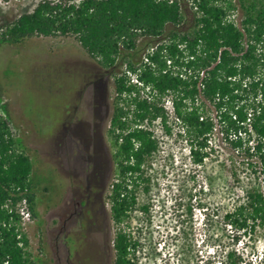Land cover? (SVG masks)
Wrapping results in <instances>:
<instances>
[{
  "label": "trees",
  "instance_id": "trees-1",
  "mask_svg": "<svg viewBox=\"0 0 264 264\" xmlns=\"http://www.w3.org/2000/svg\"><path fill=\"white\" fill-rule=\"evenodd\" d=\"M237 10L244 16L239 24ZM35 37H74L95 64L91 70L113 79L114 224L131 217L138 188L150 182L145 166L159 152L156 123L167 134L174 124L184 131L196 164L209 156L218 127L234 152L258 160L264 180V0H41L0 28L2 44L21 46ZM27 151L0 114V264H34L19 211L26 202L37 217ZM224 221L235 242L253 234L264 226V192L249 193ZM139 249L138 240L118 231L114 264H138ZM242 263L237 251L226 253L224 264Z\"/></svg>",
  "mask_w": 264,
  "mask_h": 264
},
{
  "label": "rangeland",
  "instance_id": "rangeland-1",
  "mask_svg": "<svg viewBox=\"0 0 264 264\" xmlns=\"http://www.w3.org/2000/svg\"><path fill=\"white\" fill-rule=\"evenodd\" d=\"M7 1L0 2V28L32 12L41 0ZM243 18L237 10L236 22ZM90 65L96 68L74 37H35L21 46L0 43V114L11 121L18 142L28 147L27 153L34 159L37 217L26 224L27 249L34 264H114V241L120 230L140 242L138 264H224L230 250L237 251L242 264H264V226L235 242V230L224 221L227 213L247 201L249 193L264 192L258 160L234 152L217 127L209 138V156L203 164H196L188 138L180 136L182 130L174 124L172 133L167 134L160 123L155 125L159 152L145 166L150 182L137 190L136 211L122 225L110 222L106 247L85 244L79 255L68 260L64 235L55 239L60 226L56 210L61 208L58 204L65 182L58 170L55 132L67 101L75 103L77 89L95 73L90 72ZM93 79L100 85L98 75ZM92 99L88 93L81 110L85 111ZM113 99L110 77L107 130ZM28 118L36 122L39 134L35 135ZM106 143L111 144L108 134ZM118 175L115 166L109 193L119 181ZM145 205L150 207L147 213L140 209ZM93 239L101 243L98 236Z\"/></svg>",
  "mask_w": 264,
  "mask_h": 264
},
{
  "label": "flooded vegetation",
  "instance_id": "flooded-vegetation-1",
  "mask_svg": "<svg viewBox=\"0 0 264 264\" xmlns=\"http://www.w3.org/2000/svg\"><path fill=\"white\" fill-rule=\"evenodd\" d=\"M96 75L100 77L101 88L93 79ZM109 78L96 70L90 74L86 83L77 89L75 103L67 101L60 128L55 132L58 170L65 179L58 204V209L61 208L56 210L55 218L59 219L60 226L55 239L64 235L69 261L79 255L85 244L106 247L110 232L109 185L115 162L112 146L106 143ZM88 93L93 99L84 111L81 104L82 101L87 103ZM95 236L101 243L93 239Z\"/></svg>",
  "mask_w": 264,
  "mask_h": 264
},
{
  "label": "built area",
  "instance_id": "built-area-1",
  "mask_svg": "<svg viewBox=\"0 0 264 264\" xmlns=\"http://www.w3.org/2000/svg\"><path fill=\"white\" fill-rule=\"evenodd\" d=\"M10 2H12L13 0H9ZM14 1H17V0H14ZM1 3H9L7 0H0ZM239 24V23H238ZM170 64V62H169ZM167 107L169 109L172 108V102L170 100L167 101L166 103ZM182 133H184V131H181ZM19 211H20V215L22 217V221H23V224L26 226L27 223H29L31 220H32V215H31V212L26 204V202H24L20 208H19Z\"/></svg>",
  "mask_w": 264,
  "mask_h": 264
},
{
  "label": "crops",
  "instance_id": "crops-1",
  "mask_svg": "<svg viewBox=\"0 0 264 264\" xmlns=\"http://www.w3.org/2000/svg\"><path fill=\"white\" fill-rule=\"evenodd\" d=\"M28 123H31V125L33 126V129L35 130V135L36 134H39V132H40V130H39V128L37 127V124H36V122H32V119H30V118H28ZM28 123L26 122L25 124H27L28 125ZM37 127V128H36ZM31 129V126L28 128V130H26L27 132H26V134H28L29 133V130ZM26 148H28L27 146H26ZM29 151V150H28ZM27 151V152H28ZM33 151H35V150H33ZM31 159L34 161V159L31 157Z\"/></svg>",
  "mask_w": 264,
  "mask_h": 264
}]
</instances>
